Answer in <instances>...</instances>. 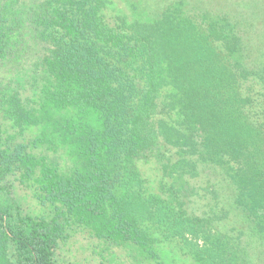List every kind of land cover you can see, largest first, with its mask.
<instances>
[{"label": "trees", "instance_id": "obj_1", "mask_svg": "<svg viewBox=\"0 0 264 264\" xmlns=\"http://www.w3.org/2000/svg\"><path fill=\"white\" fill-rule=\"evenodd\" d=\"M114 2L0 0V264H78L61 253L70 234L101 264H241L210 227L225 217L197 211L189 186L226 169L264 237V113L230 59L240 41L179 9L140 21ZM15 187L49 216L25 213Z\"/></svg>", "mask_w": 264, "mask_h": 264}, {"label": "rangeland", "instance_id": "obj_2", "mask_svg": "<svg viewBox=\"0 0 264 264\" xmlns=\"http://www.w3.org/2000/svg\"><path fill=\"white\" fill-rule=\"evenodd\" d=\"M114 2V0H113ZM115 6H120L130 19L152 21L163 11L179 9L193 17L199 23L217 22L224 25L226 31L236 36L240 41L238 52L230 59L236 61L247 72V79L242 82V89L255 98L253 113L262 117L264 104V0H116ZM205 20V21H204ZM15 77L17 83L28 88L33 79L28 74ZM248 88V89H247ZM258 94L260 97H258ZM28 134V133H27ZM28 136V135H27ZM57 160L62 163L63 157ZM226 169L215 166L203 168L199 178L189 182L191 188H196L198 196L193 198V206L197 211L213 217L224 216L222 222L211 226L227 237V233L238 245L241 264H264V237L256 233L254 222L246 217L235 206L233 199L235 190L231 184ZM16 197L25 213L31 216L48 217L49 211L30 199L24 191L14 189ZM216 221V219L214 220ZM211 222V221H210ZM228 238V237H227ZM229 239V238H228ZM170 250L171 246L161 245ZM100 249L95 243L78 234H70L61 246L62 256L75 260L78 264H101L97 253ZM135 254L118 253L117 256H105L104 264H141L133 261ZM166 263L187 264L186 259L165 255ZM107 261V262H106ZM185 261V262H183Z\"/></svg>", "mask_w": 264, "mask_h": 264}]
</instances>
